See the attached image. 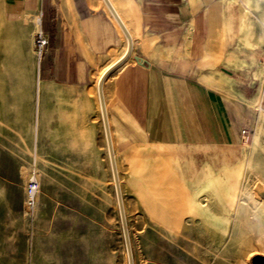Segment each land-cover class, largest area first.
Returning <instances> with one entry per match:
<instances>
[{
	"label": "rangeland",
	"instance_id": "374dc122",
	"mask_svg": "<svg viewBox=\"0 0 264 264\" xmlns=\"http://www.w3.org/2000/svg\"><path fill=\"white\" fill-rule=\"evenodd\" d=\"M8 3L0 0V34H7L0 36V264H128L98 100L86 90L37 83L38 14L14 13ZM230 4L240 11L241 46L230 53L236 58L264 45V0ZM251 60L264 79V63ZM38 85L47 90L38 95ZM111 138L133 264H251L264 256V132L255 152L252 137L234 162L199 163L192 175L153 145L124 152L112 128ZM202 171L213 179L194 198ZM33 177L38 192L29 207ZM218 184L227 186L223 205L211 196ZM195 204L226 216L227 230L206 238Z\"/></svg>",
	"mask_w": 264,
	"mask_h": 264
},
{
	"label": "crops",
	"instance_id": "0c3cea01",
	"mask_svg": "<svg viewBox=\"0 0 264 264\" xmlns=\"http://www.w3.org/2000/svg\"><path fill=\"white\" fill-rule=\"evenodd\" d=\"M107 1L131 39V53L100 84L128 48L105 0H8L14 13L40 15L48 42L36 65L37 83L94 94L118 151L153 145L182 174L196 173L199 163L234 162L252 137L255 152L264 132V79L251 55L262 65L264 45L230 57L231 48L241 46L239 6L230 0ZM46 90L38 85L36 93Z\"/></svg>",
	"mask_w": 264,
	"mask_h": 264
},
{
	"label": "bare ground",
	"instance_id": "6f19581e",
	"mask_svg": "<svg viewBox=\"0 0 264 264\" xmlns=\"http://www.w3.org/2000/svg\"><path fill=\"white\" fill-rule=\"evenodd\" d=\"M108 1H106L107 3ZM110 11L112 12L113 16L115 17V19L117 20V22L119 23L120 27L122 25V23L120 22L119 18L117 17L116 13L114 12V10L112 9V7L109 5V3H107ZM40 16V15H39ZM39 16L37 15V17H35L34 21H35V25L36 27L39 28ZM25 18V17H24ZM24 24H27V18H25V23ZM123 26V25H122ZM0 36L2 37L1 41L4 40L5 37H7V34L4 33V34H0ZM126 54V53H125ZM125 56V55H124ZM123 56V57H124ZM122 57V58H123ZM121 58V59H122ZM120 59V60H121ZM117 63V62H116ZM115 63V64H116ZM114 64V65H115ZM113 66V65H112ZM111 66V67H112ZM110 67V68H111ZM109 68V69H110ZM106 73V72H105ZM104 73V75H105ZM104 75L102 76L101 80H100V84L101 82L103 81V77ZM102 112H103V117L105 118V114H104V108H103V105H102ZM107 126V125H106ZM107 133H108V136H109V131H108V128L106 127V136H107ZM108 142V141H107ZM109 147V145H108ZM111 161V159H110ZM112 166V164H111ZM114 168L116 170V174H117V168H116V161H115V158H114ZM24 169V168H23ZM34 172V171H33ZM22 174V173H21ZM112 174H113V169H112ZM25 175V174H24ZM23 176V175H22ZM24 178V177H23ZM113 179H114V174H113ZM117 179H118V175H117ZM213 177H210L208 176V174L205 172V173H202L199 177V182H198V186L196 185V187L193 189L194 192H193V196L195 198L196 195H198L199 193H201V191L203 190V186H202V183L203 182H208V181H212ZM215 180V178H214ZM218 181V183L220 182V180H216ZM115 182V181H114ZM118 184H119V180H118ZM227 186L225 185H222V184H218V186H213L211 187V196L213 197V199L215 198V200L217 201V203H219V205H223V199L225 197V195L227 194ZM119 192H120V189H119ZM117 194V193H116ZM37 196V195H36ZM120 196H121V193H120ZM194 204V203H193ZM119 205V204H118ZM35 206H36V203H35ZM123 206V205H122ZM196 206V204H195ZM224 207V206H223ZM28 208V207H27ZM29 210V209H27ZM33 210V209H32ZM35 210V209H34ZM120 210V216H121V222H122V228H123V223L125 224L124 225V228H123V232H124V238H125V244H126V249H127V256H128V264H129V252H131V247H130V241H129V237H128V234H127V226H126V222H125V216H124V210H123V207H121ZM122 211V213H121ZM196 212L198 213V216L200 217V223H201V228H204L208 231V233L206 234V238H211L212 239V234L215 233L217 230H219L220 232H225L227 230V225H228V218L226 216H216L212 210L209 208V207H206L204 205H200V204H197L196 206ZM28 214V213H27ZM30 214V213H29ZM28 214V215H29ZM122 218L124 219V221L122 220ZM194 228L195 227H191L189 228L188 232L189 234H194ZM261 250H264V247L261 248ZM132 257V256H131Z\"/></svg>",
	"mask_w": 264,
	"mask_h": 264
},
{
	"label": "water",
	"instance_id": "95a60500",
	"mask_svg": "<svg viewBox=\"0 0 264 264\" xmlns=\"http://www.w3.org/2000/svg\"><path fill=\"white\" fill-rule=\"evenodd\" d=\"M107 1V0H105ZM108 3V2H107ZM121 29L123 30L124 34L126 35L127 39H128V48H127V52L125 54V56L119 60L115 65H113L110 69H108L103 77V79L105 78V76L107 74H109L111 71H113L114 69H116L117 67H119L123 62H125V60H127V58L129 57V54L131 53V39L127 33V31L125 30V28L121 25ZM99 92L101 93V87L99 85ZM104 123H105V127H107V120L106 117L104 118ZM107 141H108V145H109V156L111 159V164H112V169H113V174H114V181H115V188H116V193H117V200H118V204H119V209H121L122 206V201H121V196H120V192H119V184H118V179H117V174H116V170L114 168V156H113V150L111 147V140L110 137L108 136L107 133ZM122 213V211H121ZM122 220L124 221V219L122 218ZM124 223H123V228H124ZM129 264H133L132 262V257H131V252H129ZM251 264H264V256L261 255H255L254 257H252L251 259Z\"/></svg>",
	"mask_w": 264,
	"mask_h": 264
},
{
	"label": "built area",
	"instance_id": "2783aa9c",
	"mask_svg": "<svg viewBox=\"0 0 264 264\" xmlns=\"http://www.w3.org/2000/svg\"><path fill=\"white\" fill-rule=\"evenodd\" d=\"M46 46H47V38L45 34L41 31H38L35 34L34 48L39 58L43 55ZM37 192H38V183L36 179L33 177L29 181L26 188V201L29 207L34 206Z\"/></svg>",
	"mask_w": 264,
	"mask_h": 264
}]
</instances>
